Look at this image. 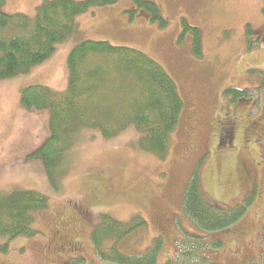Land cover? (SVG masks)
<instances>
[{
  "label": "rangeland",
  "instance_id": "obj_1",
  "mask_svg": "<svg viewBox=\"0 0 264 264\" xmlns=\"http://www.w3.org/2000/svg\"><path fill=\"white\" fill-rule=\"evenodd\" d=\"M41 1L5 0L2 11L32 16ZM148 1L163 24L132 0L90 9L49 60L0 80V191L34 190L48 203L35 213L37 233L11 240L0 264H61L75 256L83 264H110L90 241L102 213L119 221L137 215L147 224L118 242L122 254L142 255L158 238L157 264H199L202 254L212 264H264V0ZM84 40L131 47L157 61L177 85L183 109L164 158L141 150L133 128L111 138L81 129L49 179L43 161L31 157L50 134L49 111L24 109L20 92L34 84L64 91L67 53ZM237 117L263 121V134L253 129L242 147L201 151L216 128L222 132L226 119ZM193 172L211 201L230 207L244 198L243 215L223 230H198L182 210ZM193 234L206 245H196L195 257L187 236ZM213 240L221 242L216 249Z\"/></svg>",
  "mask_w": 264,
  "mask_h": 264
},
{
  "label": "trees",
  "instance_id": "obj_2",
  "mask_svg": "<svg viewBox=\"0 0 264 264\" xmlns=\"http://www.w3.org/2000/svg\"><path fill=\"white\" fill-rule=\"evenodd\" d=\"M120 0H42L32 16L2 11L0 0V80L26 74L51 58L55 46L72 31L76 17L93 8L112 5ZM140 9L150 12L152 20L164 23L158 7L148 0H132ZM264 13V8H263ZM184 25H186L184 23ZM196 30V29H195ZM195 34L194 48H199ZM67 81L64 91L34 84L21 89L20 105L26 110L49 111V136L31 157L44 163L49 179L60 167L62 152L72 145L79 130L95 129L111 138L133 128L138 146L159 158L167 154L170 137L183 109L177 85L166 70L145 53L107 41L84 40L72 47L66 56ZM244 200L224 207L211 201L201 187L196 172L188 178L182 195V210L191 223L206 232L223 230L244 213ZM47 198L34 190L0 191V252H7L9 242L17 237H32L35 213L47 208ZM143 218L135 215L119 221L107 213L90 233L97 257L110 264H157L160 239L142 255L122 254L117 244L136 228H146ZM189 252L195 257L196 245L203 236L187 235ZM111 242L109 246H106ZM215 249L219 240L210 244ZM188 250V249H187ZM205 250V249H203ZM204 256V257H203ZM199 264H212L202 256ZM82 256L61 264H83Z\"/></svg>",
  "mask_w": 264,
  "mask_h": 264
},
{
  "label": "flooded vegetation",
  "instance_id": "obj_3",
  "mask_svg": "<svg viewBox=\"0 0 264 264\" xmlns=\"http://www.w3.org/2000/svg\"><path fill=\"white\" fill-rule=\"evenodd\" d=\"M194 108L190 110V113H193ZM232 115V114H231ZM225 116V114H224ZM245 120H242L240 118H234L233 119H226L227 125H225L222 128V132L217 131V128L215 130V138L212 140L211 146H207L206 144H202L203 147L201 148V151L203 152L205 149H209L210 147H218L222 145L223 143L229 144L230 146L236 145L238 143V147L244 146L245 143H247L248 136L251 135V130H256V133L262 135L263 133V121L260 124H254L250 123L245 117ZM222 120V118H221ZM232 121V122H229ZM219 124L218 122H215ZM222 123V122H220ZM254 137V136H253ZM257 137V136H256ZM255 138V137H254ZM202 140V138H201ZM206 137V142H207ZM203 149V150H202ZM200 152V153H202Z\"/></svg>",
  "mask_w": 264,
  "mask_h": 264
},
{
  "label": "crops",
  "instance_id": "obj_4",
  "mask_svg": "<svg viewBox=\"0 0 264 264\" xmlns=\"http://www.w3.org/2000/svg\"><path fill=\"white\" fill-rule=\"evenodd\" d=\"M243 200H244V198H243ZM243 200H242V201H243ZM204 238H205V237H203V239H204ZM210 261H211V259H210Z\"/></svg>",
  "mask_w": 264,
  "mask_h": 264
}]
</instances>
